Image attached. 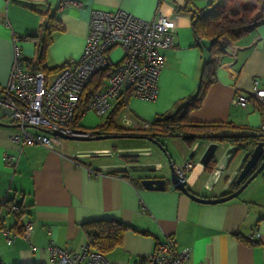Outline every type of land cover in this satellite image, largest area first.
Returning a JSON list of instances; mask_svg holds the SVG:
<instances>
[{
	"label": "crops",
	"instance_id": "obj_1",
	"mask_svg": "<svg viewBox=\"0 0 264 264\" xmlns=\"http://www.w3.org/2000/svg\"><path fill=\"white\" fill-rule=\"evenodd\" d=\"M72 1L80 6L61 7L62 0H0V88L7 83L11 69L13 36L20 39L24 63L35 64L39 59L35 44L43 36L42 24L47 16H54L62 30L51 35V43L43 54L42 66L50 70L80 57L91 11L122 10L145 21L152 20L156 11H160L175 24L174 44L162 52L164 64L157 82L156 99L144 101L125 93L111 102L104 120L123 102L115 125L135 130V125L173 114L180 101L196 92L202 66L210 58V52L207 41H196L187 11L203 9L210 0ZM237 4H241L242 10L244 5L254 6L256 0ZM26 37L34 38L21 39ZM219 45L222 53L217 61L215 82L207 89L200 107L188 113V120L228 122L238 128L216 136L255 134L261 124V105L252 100L241 109L232 105V99L237 94L248 93L254 80L264 88V24L251 29L236 42L223 38ZM108 57L112 63H118L121 50L113 47ZM58 74H44L47 83ZM106 85L107 81L101 89ZM123 119L131 125H124ZM0 123L14 125L4 118H0ZM81 123L80 120L78 125L82 129L79 130L85 129ZM16 132L17 128L0 126V201L20 203L25 211L22 222L31 223L32 230L27 240L17 236L10 245L0 234V264H51L46 252L50 244L76 251L86 244L81 226L100 220L127 227L120 244L104 256L110 264H136L168 237L178 251H190L187 264H264V169L260 173L263 175L252 180L237 198L221 204H201L170 185L163 191L143 189L137 178L159 177L147 175L149 172L133 171L125 176L105 170L140 165L164 171L165 156L147 139L128 138L139 142L136 150H123L116 159L107 153L79 152L59 140L52 142L51 150L25 146L18 152L9 140ZM160 142L174 165L185 161L193 163L185 183L191 193L215 199L228 190L223 178L208 185L210 173L206 172L201 159L214 145L213 159L218 160L232 147L230 144L190 137H167ZM4 152L14 157L13 168L4 165ZM247 153L249 150L237 151L230 170ZM8 214L5 209L1 210L3 230H10L13 225L10 214L11 222L5 223ZM255 232L258 240L251 244L242 241Z\"/></svg>",
	"mask_w": 264,
	"mask_h": 264
},
{
	"label": "built area",
	"instance_id": "obj_2",
	"mask_svg": "<svg viewBox=\"0 0 264 264\" xmlns=\"http://www.w3.org/2000/svg\"><path fill=\"white\" fill-rule=\"evenodd\" d=\"M79 7L78 2L62 0L66 5ZM175 24L160 11H156L150 21L139 19L122 10L90 12L88 30L80 57L69 62L51 83H47L43 73L33 70L24 63L19 48L20 39L13 36V60L5 86L0 88V118L19 125L17 132L9 140L20 152L25 146H41L52 149L54 140H61L43 132H58L70 137H92L88 130L73 128L80 95L92 78L112 66L113 70L107 85L96 92L81 114L91 111L98 117H104L111 108V102L127 93L144 101H154L157 96V82L164 64L162 52L173 47ZM117 47L122 57L118 63H112L108 57L110 49ZM250 100L261 105V124L259 130L264 133V88L254 80L250 91L237 94L232 105L245 109ZM123 124L131 123L123 119ZM135 130L147 131L150 123L143 122L134 126ZM5 166L14 167V157L3 153ZM193 163L185 161L175 165L176 176L186 183V175ZM95 174V173H92ZM8 213L16 210L14 205L5 207ZM32 230L31 223H24L20 237L28 239ZM0 234L10 245L17 237L9 230L0 229ZM255 232L248 241L258 240ZM51 264H110L101 255L83 244L76 251H67L50 244L46 248ZM189 250L178 251L171 238L159 243L153 252L136 264H187Z\"/></svg>",
	"mask_w": 264,
	"mask_h": 264
},
{
	"label": "trees",
	"instance_id": "obj_3",
	"mask_svg": "<svg viewBox=\"0 0 264 264\" xmlns=\"http://www.w3.org/2000/svg\"><path fill=\"white\" fill-rule=\"evenodd\" d=\"M234 1L244 3L247 0H210L209 5L203 9L187 11L196 41H207L209 43L208 50L210 52V58L202 66L198 86L193 95L180 101L173 114L162 115L155 118L150 122V129L147 131L124 129L115 125L114 120L118 116L120 109L123 108L124 103L121 102L100 125L88 130L91 132L92 137L96 135H114L117 136V138L127 139L151 138L159 143H161V138L190 137L195 139H209L215 142H226L232 147H235L238 151H251L257 143H262L264 147V133L260 130L255 131V134L251 135L216 136L223 131H236L238 128L228 122H190L187 117L191 110L200 107L207 89L215 82L217 61L222 53L219 41L226 38L232 43L236 42L237 39L241 38L251 29L264 24V0H256L254 6L247 7L244 5L241 14L230 11L229 5L234 3ZM42 30L43 36L41 40L35 44L39 50V59L37 63L31 64L30 67L43 74L60 72L68 63H64L50 70L42 66L43 54L51 43V35L62 30L60 24L54 16H47L45 24H42ZM33 38L34 37H26L21 39L33 40ZM112 70L113 67L109 66L95 75L83 90L77 106L73 128L77 130L82 129V127L78 125V122L82 118L81 112L83 108L89 103L92 96L103 87ZM213 165L214 163L212 160L209 166L205 167L206 172L210 173V167ZM232 186L234 189H237L235 184ZM8 205H14L16 207L15 211L9 213L13 218V225L9 231L20 236L23 233L24 226L22 222L25 215L24 207L20 203H15L13 200H3L0 201V213L1 210L5 209ZM81 227L85 233L88 247L103 258L120 244L123 233L127 230V227L122 225L121 227L118 225L116 226L111 220L94 221L83 224ZM0 229H2L1 220ZM242 241L246 244H251L248 240Z\"/></svg>",
	"mask_w": 264,
	"mask_h": 264
},
{
	"label": "water",
	"instance_id": "obj_4",
	"mask_svg": "<svg viewBox=\"0 0 264 264\" xmlns=\"http://www.w3.org/2000/svg\"><path fill=\"white\" fill-rule=\"evenodd\" d=\"M2 127H11V128H19V125H6L0 123ZM44 133L49 134L51 136H56L61 140H70V141H100L106 139H116L117 136L114 135H96L93 137H70L58 132H49L43 130ZM153 145H155L161 153L166 158V169L168 171V176H159V177H143L139 180V184L141 187L148 191H163L166 188V185H170L176 191L182 193L187 196L192 201L201 204H221L228 202L232 199L237 198L242 191L249 185V183L254 180L264 169V147L262 143H257V145L249 151L246 155H244L241 162L232 170H230V166L232 165L234 158L237 153V149L235 147H228L221 157L218 160H214V153L216 147L212 145L207 150L204 157L201 159V163L206 167L209 166L210 162L213 160L214 165L210 167V175L208 178V185H214L218 180L223 178L225 180V186L228 188L231 184H235L237 189L229 195H221L215 199H204L200 198L193 193H191L187 188L185 182L181 181L175 174L174 164L171 162L170 158L166 154V150L163 145L156 140L151 138L147 139ZM129 168V169H128ZM132 170L133 171H146L149 173L160 172L161 168L149 169L147 167H142L140 165L134 166H123V167H115L105 169L106 171H110L112 173H119L121 170ZM226 174V175H225Z\"/></svg>",
	"mask_w": 264,
	"mask_h": 264
},
{
	"label": "rangeland",
	"instance_id": "obj_5",
	"mask_svg": "<svg viewBox=\"0 0 264 264\" xmlns=\"http://www.w3.org/2000/svg\"><path fill=\"white\" fill-rule=\"evenodd\" d=\"M238 1H234L231 5H229V9L232 12L241 13V4H237ZM240 3V2H239ZM258 15V13H257ZM103 117L96 116L93 112H87L84 117L81 119V124L85 130H89V128H94L100 125L103 122ZM63 144L67 146H73L79 150V152H84L87 154H91L93 152L97 153H107L106 155H110L112 157H116L118 159V154L123 150H136V144L139 143L134 139L127 138H116V139H106L100 141H70V140H60ZM125 152V151H124ZM93 156V155H90ZM99 156V155H98ZM95 157V156H94ZM97 157V156H96ZM150 176H168V171L165 169L164 171L147 173ZM263 174H260V176ZM260 179V178H259ZM9 215V214H8ZM5 215V223L11 222V216Z\"/></svg>",
	"mask_w": 264,
	"mask_h": 264
},
{
	"label": "flooded vegetation",
	"instance_id": "obj_6",
	"mask_svg": "<svg viewBox=\"0 0 264 264\" xmlns=\"http://www.w3.org/2000/svg\"><path fill=\"white\" fill-rule=\"evenodd\" d=\"M124 166H127V165H124ZM129 167V166H128ZM129 169V168H128ZM121 173H122V175H125V176H128V175H130L131 173H133V169L132 170H121L120 171ZM141 178H143V177H139V178H137V181L139 182V180L141 179ZM233 184H231L230 186H229V188H228V190L223 194V195H229V194H231L232 192H234L236 189H234L233 188V186H232Z\"/></svg>",
	"mask_w": 264,
	"mask_h": 264
}]
</instances>
